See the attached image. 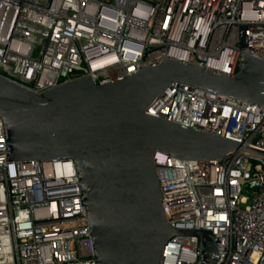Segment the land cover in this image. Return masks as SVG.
Here are the masks:
<instances>
[{
    "label": "built area",
    "instance_id": "built-area-1",
    "mask_svg": "<svg viewBox=\"0 0 264 264\" xmlns=\"http://www.w3.org/2000/svg\"><path fill=\"white\" fill-rule=\"evenodd\" d=\"M241 26L264 62V0H0V79L40 95L164 60L235 78ZM145 115L264 151V108L223 95L172 82ZM152 161L170 227L211 231L216 264H264L263 157ZM81 201L71 160L7 161L0 118V264H95ZM159 264H204L201 237L172 238Z\"/></svg>",
    "mask_w": 264,
    "mask_h": 264
},
{
    "label": "water",
    "instance_id": "water-1",
    "mask_svg": "<svg viewBox=\"0 0 264 264\" xmlns=\"http://www.w3.org/2000/svg\"><path fill=\"white\" fill-rule=\"evenodd\" d=\"M239 34L235 78L164 60L102 86L88 76L40 95L0 79L7 161L73 162L95 264H159L178 236L201 237V261H218L220 239L211 231L166 223L152 155L209 163L236 151L264 158V151L145 111L172 82L264 108V62L249 55L246 26Z\"/></svg>",
    "mask_w": 264,
    "mask_h": 264
}]
</instances>
